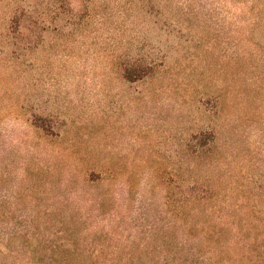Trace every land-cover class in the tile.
Wrapping results in <instances>:
<instances>
[{
    "label": "rangeland",
    "instance_id": "rangeland-1",
    "mask_svg": "<svg viewBox=\"0 0 264 264\" xmlns=\"http://www.w3.org/2000/svg\"><path fill=\"white\" fill-rule=\"evenodd\" d=\"M16 10L29 11L19 31ZM135 61L151 74L128 82ZM200 132L212 140L197 149ZM190 179L211 197L192 221L219 239L203 251L263 264L264 0H0L8 225L50 210L36 224L70 216L78 239H175ZM76 248L75 264L106 263Z\"/></svg>",
    "mask_w": 264,
    "mask_h": 264
},
{
    "label": "trees",
    "instance_id": "trees-1",
    "mask_svg": "<svg viewBox=\"0 0 264 264\" xmlns=\"http://www.w3.org/2000/svg\"><path fill=\"white\" fill-rule=\"evenodd\" d=\"M26 15H29L28 10H16L10 28L17 31L23 29ZM150 74L151 68L140 61L125 65L122 69V77L128 82L142 80ZM195 140L196 148L202 149L212 140V134L200 132ZM186 184L180 208L189 209L186 212L187 224L177 228V222H174V229L180 234L175 239H78L76 225L79 222L71 221L70 216V221H66L65 217L58 226L40 227L36 224L40 215L49 219L52 212L29 211L21 213L22 222L8 225L11 213L0 210V264H75L76 252L72 247L85 252L84 255L90 262L98 260L103 250L105 264H138L148 248L158 253L168 250L171 264H216V254H208L209 250L205 253L203 249L210 244L211 251L214 250L219 239L215 242L209 239V228L199 221H192V218L196 217L198 220L201 216L197 207L211 197L201 190L198 181L190 179ZM180 208L175 214L176 220ZM211 235L214 236V233L211 232Z\"/></svg>",
    "mask_w": 264,
    "mask_h": 264
}]
</instances>
